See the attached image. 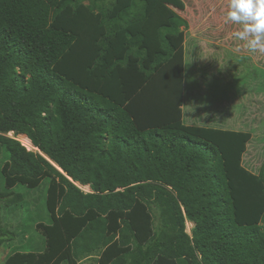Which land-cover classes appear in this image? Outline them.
<instances>
[{
    "label": "trees",
    "instance_id": "obj_1",
    "mask_svg": "<svg viewBox=\"0 0 264 264\" xmlns=\"http://www.w3.org/2000/svg\"><path fill=\"white\" fill-rule=\"evenodd\" d=\"M185 7L0 0V221L45 181L48 219L0 264H264L250 134L182 122Z\"/></svg>",
    "mask_w": 264,
    "mask_h": 264
},
{
    "label": "rangeland",
    "instance_id": "obj_2",
    "mask_svg": "<svg viewBox=\"0 0 264 264\" xmlns=\"http://www.w3.org/2000/svg\"><path fill=\"white\" fill-rule=\"evenodd\" d=\"M184 2L185 10L179 14L187 20L188 24H192L191 29L194 34L201 38H209L210 29H213L216 34H219L220 39L233 42V44H227L234 51V54L224 57L223 65L220 67V71L227 72L228 76L225 79L215 80L212 78L200 87L196 86L197 83L191 78L194 70L188 61L191 59L186 54L188 58H185L184 88L186 91L190 88L194 93H197L196 100L198 103L202 102L203 109L201 110L206 114L210 112V109L220 107L221 103L225 106L228 101L229 110L234 114L233 129L246 131L250 134V140L243 155V163L248 169L255 172L264 161V68L260 67L264 66L262 65L264 64V54L250 52L243 48L240 42L229 38L231 31L237 26L224 24L227 0H184ZM238 47L241 48L240 51H236ZM206 59L205 61H207ZM199 90H201L200 95H198ZM185 123L188 122L185 121ZM194 123L207 127L219 125L213 122L196 121ZM8 135L12 136V133H8ZM15 138L30 150L33 149L22 142L24 140L21 134L16 135ZM81 188L84 191H89L87 186H81ZM46 189L47 181L34 189H27L23 186L13 189L14 192L24 195L23 205L19 206L17 210H13L17 211L15 213L12 210L7 211L8 208L3 209L0 224L9 223L8 226L12 230H16L19 223H22L23 234H18L14 241L3 245L0 248V257L20 244L23 245L22 249L25 251H41L43 249V238L36 231L34 225L39 221L45 223L48 221L45 209ZM192 226V223H186L188 233Z\"/></svg>",
    "mask_w": 264,
    "mask_h": 264
},
{
    "label": "crops",
    "instance_id": "obj_3",
    "mask_svg": "<svg viewBox=\"0 0 264 264\" xmlns=\"http://www.w3.org/2000/svg\"><path fill=\"white\" fill-rule=\"evenodd\" d=\"M191 25L188 24L186 30L184 31V56L186 58L188 55L192 60L188 61L190 62L191 67L194 70L191 78H193L194 82L197 83L196 86H203L206 81L209 82V80L212 78H214L215 80L225 79V77L228 76L226 75L227 72H224L222 70L220 71V67L221 65H223L222 60L224 59V57H227L229 54H234V51L227 44H233V42L227 39H220L219 34H216V32L210 28L209 29L211 33L209 38H201L194 34L191 29ZM205 59L207 61H205ZM260 67L264 68V66ZM200 92L201 90L198 91V95H200ZM228 94L229 91L227 92V96ZM196 98L197 93H194L190 88L186 91L183 82V98L181 111L182 122L184 124L203 126L201 124H195L194 122H213L219 124L217 125V127L213 128L234 130L232 126L235 122L233 117L234 114L229 110L228 101L225 106L221 103L220 107H215L213 110L210 109V112H207L206 114L203 112V110H201L203 109L202 102L198 103ZM185 121H187L188 123H185ZM7 254L0 257V263L4 261ZM89 260L90 259L85 258L81 261V263L88 264Z\"/></svg>",
    "mask_w": 264,
    "mask_h": 264
},
{
    "label": "clouds",
    "instance_id": "obj_4",
    "mask_svg": "<svg viewBox=\"0 0 264 264\" xmlns=\"http://www.w3.org/2000/svg\"><path fill=\"white\" fill-rule=\"evenodd\" d=\"M224 24L237 26L230 39L250 52L264 54V0H227Z\"/></svg>",
    "mask_w": 264,
    "mask_h": 264
},
{
    "label": "bare ground",
    "instance_id": "obj_5",
    "mask_svg": "<svg viewBox=\"0 0 264 264\" xmlns=\"http://www.w3.org/2000/svg\"><path fill=\"white\" fill-rule=\"evenodd\" d=\"M21 137V136H20ZM22 138H23V140L24 141H22V142H24V143H26L28 146H30L31 148H32V145H31V142H30V140L25 136V135H22ZM26 146V145H25ZM29 149V148H28Z\"/></svg>",
    "mask_w": 264,
    "mask_h": 264
}]
</instances>
